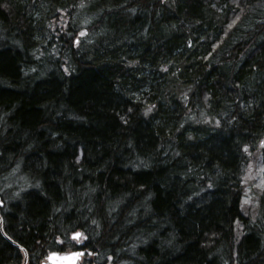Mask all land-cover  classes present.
Returning <instances> with one entry per match:
<instances>
[{"label": "trees", "instance_id": "obj_1", "mask_svg": "<svg viewBox=\"0 0 264 264\" xmlns=\"http://www.w3.org/2000/svg\"><path fill=\"white\" fill-rule=\"evenodd\" d=\"M262 142L264 0H0V264H264Z\"/></svg>", "mask_w": 264, "mask_h": 264}, {"label": "rangeland", "instance_id": "obj_2", "mask_svg": "<svg viewBox=\"0 0 264 264\" xmlns=\"http://www.w3.org/2000/svg\"><path fill=\"white\" fill-rule=\"evenodd\" d=\"M259 161V153H257L251 159L243 174V197L241 202L245 206H254L262 190V168Z\"/></svg>", "mask_w": 264, "mask_h": 264}, {"label": "flooded vegetation", "instance_id": "obj_3", "mask_svg": "<svg viewBox=\"0 0 264 264\" xmlns=\"http://www.w3.org/2000/svg\"><path fill=\"white\" fill-rule=\"evenodd\" d=\"M61 243V241H59V244ZM16 249L19 250V246L16 245ZM74 249L71 250H66L65 248L61 251H55L56 253H58V255H64L67 254L68 252L73 251ZM20 251V250H19ZM48 253L46 254H38L35 252H31V251H26V253H21L20 251V256L18 259V264H56V261H49L48 260ZM78 264H87V263H78Z\"/></svg>", "mask_w": 264, "mask_h": 264}, {"label": "water", "instance_id": "obj_4", "mask_svg": "<svg viewBox=\"0 0 264 264\" xmlns=\"http://www.w3.org/2000/svg\"><path fill=\"white\" fill-rule=\"evenodd\" d=\"M0 226H1V218H0ZM78 234V235H77ZM80 237L79 233L72 234L71 239L78 240ZM82 253L81 252H71L65 256H58L56 253H52L49 255V260H57L56 264H76L80 258Z\"/></svg>", "mask_w": 264, "mask_h": 264}, {"label": "snow or ice", "instance_id": "obj_5", "mask_svg": "<svg viewBox=\"0 0 264 264\" xmlns=\"http://www.w3.org/2000/svg\"><path fill=\"white\" fill-rule=\"evenodd\" d=\"M82 35H83V33H81ZM262 143H264V142H262ZM78 235V234H77Z\"/></svg>", "mask_w": 264, "mask_h": 264}]
</instances>
